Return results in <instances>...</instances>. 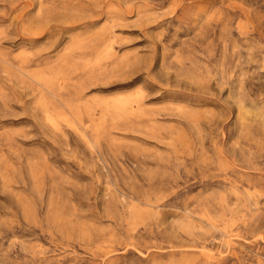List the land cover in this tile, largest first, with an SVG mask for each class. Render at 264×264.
Here are the masks:
<instances>
[{"label": "rangeland", "instance_id": "1", "mask_svg": "<svg viewBox=\"0 0 264 264\" xmlns=\"http://www.w3.org/2000/svg\"><path fill=\"white\" fill-rule=\"evenodd\" d=\"M0 264H264V0H0Z\"/></svg>", "mask_w": 264, "mask_h": 264}]
</instances>
